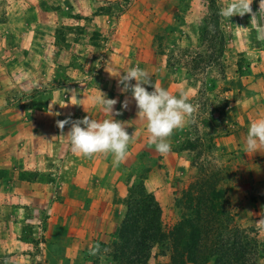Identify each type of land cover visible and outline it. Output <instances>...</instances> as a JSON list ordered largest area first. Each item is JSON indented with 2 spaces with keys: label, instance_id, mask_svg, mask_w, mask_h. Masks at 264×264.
<instances>
[{
  "label": "rangeland",
  "instance_id": "rangeland-1",
  "mask_svg": "<svg viewBox=\"0 0 264 264\" xmlns=\"http://www.w3.org/2000/svg\"><path fill=\"white\" fill-rule=\"evenodd\" d=\"M229 2L0 0V264H127L113 261L115 242L140 179L166 233L189 190H222L223 223L254 238L264 264V145L244 152L250 123L264 118V4L252 0L251 13L229 21L218 15ZM246 26L259 48L244 49ZM137 65L148 91L183 93L193 106L164 155L118 84ZM100 92L117 100L113 119L134 137L119 167L110 154L72 153L71 124L57 125L110 119L93 105ZM159 251L134 264H167Z\"/></svg>",
  "mask_w": 264,
  "mask_h": 264
},
{
  "label": "trees",
  "instance_id": "trees-1",
  "mask_svg": "<svg viewBox=\"0 0 264 264\" xmlns=\"http://www.w3.org/2000/svg\"><path fill=\"white\" fill-rule=\"evenodd\" d=\"M133 186L115 242L114 262L123 259L134 264L143 258L146 262L149 252L158 246L160 251L154 256L158 260L169 251L167 264H258L262 254L257 241L223 223L222 190H201L197 197L189 190L186 210L166 233L161 226V207L154 195L145 191L143 179Z\"/></svg>",
  "mask_w": 264,
  "mask_h": 264
},
{
  "label": "clouds",
  "instance_id": "clouds-1",
  "mask_svg": "<svg viewBox=\"0 0 264 264\" xmlns=\"http://www.w3.org/2000/svg\"><path fill=\"white\" fill-rule=\"evenodd\" d=\"M251 3L252 0H230L225 7L220 8L218 15L230 21L233 15L251 13ZM261 4H264V0H260V6ZM258 39H264V35H258ZM150 78V74L137 65L124 71L119 77L118 84L122 85V93L131 91L139 109L138 116L147 121L146 128L149 133L147 144L154 146L157 152L164 155L172 149L170 137L174 130L183 128L190 122L193 106L183 93L176 96L170 94L167 89L155 85L154 90L148 91L144 85L152 83ZM133 79L136 83H132ZM116 103V99L107 98L100 92L93 97V105L110 116V119L98 120L85 116L82 119L72 120L71 117H67L57 121L60 129H64L66 124H71L66 136L72 153L83 157H92L97 153L110 154L116 167L125 161L129 144L134 137L126 131L123 122L113 119L114 111L117 115L120 114L119 110L114 108ZM127 106V100L121 103L122 108ZM261 145H264V118L250 123L244 152L254 153ZM99 247V244H95L90 253L96 254Z\"/></svg>",
  "mask_w": 264,
  "mask_h": 264
},
{
  "label": "crops",
  "instance_id": "crops-1",
  "mask_svg": "<svg viewBox=\"0 0 264 264\" xmlns=\"http://www.w3.org/2000/svg\"><path fill=\"white\" fill-rule=\"evenodd\" d=\"M246 27L249 30H247L246 32L244 31L245 33L242 32V33H244V35L247 34V36L243 38V40H245V43H244L245 44V48L244 49L251 50V49L259 48L261 45L259 44L258 41H256V36L253 35V34H255L254 30L252 28H249L248 26H246ZM237 29H238V27H237ZM244 29H246V28H244ZM239 33H241V32H239ZM237 34H238V32H237ZM237 40H239L238 36H237ZM246 53L249 54V52H246ZM258 53H264V51L260 50V52H258ZM258 55H260V54H257V57H258Z\"/></svg>",
  "mask_w": 264,
  "mask_h": 264
}]
</instances>
